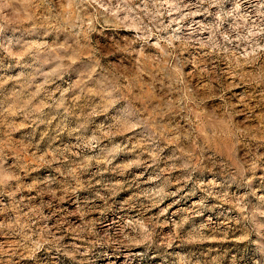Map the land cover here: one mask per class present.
Segmentation results:
<instances>
[{
  "label": "rangeland",
  "instance_id": "374dc122",
  "mask_svg": "<svg viewBox=\"0 0 264 264\" xmlns=\"http://www.w3.org/2000/svg\"><path fill=\"white\" fill-rule=\"evenodd\" d=\"M0 264H264V0H0Z\"/></svg>",
  "mask_w": 264,
  "mask_h": 264
}]
</instances>
